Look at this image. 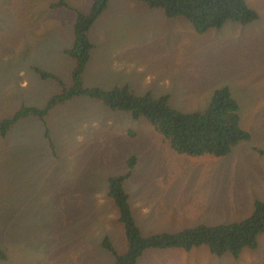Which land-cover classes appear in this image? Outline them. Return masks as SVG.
<instances>
[{
  "label": "rangeland",
  "instance_id": "rangeland-1",
  "mask_svg": "<svg viewBox=\"0 0 264 264\" xmlns=\"http://www.w3.org/2000/svg\"><path fill=\"white\" fill-rule=\"evenodd\" d=\"M55 1L0 0V120L19 105L45 107L59 90L35 67L71 83L73 62L62 49L72 44L76 11H88L92 0L50 8ZM245 1L257 19L202 34L141 1L109 2L90 30L88 82L169 94L182 111L204 109L227 85L251 137L221 157L177 154L145 118L87 96L52 107L45 124L17 121L0 136V264H113L102 239L119 253L126 243L108 177L125 172L132 154L137 163L124 187L143 234L240 220L264 200V154L257 150H264V0ZM136 264H264V234L237 258L205 245L149 248Z\"/></svg>",
  "mask_w": 264,
  "mask_h": 264
},
{
  "label": "trees",
  "instance_id": "trees-1",
  "mask_svg": "<svg viewBox=\"0 0 264 264\" xmlns=\"http://www.w3.org/2000/svg\"><path fill=\"white\" fill-rule=\"evenodd\" d=\"M109 0H92L87 12L76 11L73 23V44L64 52L73 59L71 83L42 70V78H53L60 85L43 108L23 106L10 118L0 121V135L5 136L9 128L19 119L36 116L45 124L48 111L76 96L95 99L111 111L127 112L134 119L145 118L170 149L177 154L190 157L210 155L221 157L228 154L239 142L249 140L250 134L241 126L239 104L227 85L216 88L207 106L202 110L182 111L173 107L169 94L153 95L150 92L138 95L128 85H115L111 89L83 85L82 73L90 58L93 43L89 30L106 8ZM151 8H160L166 17H183L193 30L202 34L210 29L221 28L226 22L246 25L258 18L257 12L245 0H139ZM51 8L70 7L65 0L50 4ZM45 137L54 154L55 145L46 129ZM264 154V150H258ZM137 157L130 155L127 170L109 176L107 196L117 207L118 221L125 236L126 249L119 253L105 236L101 245L113 256V264H136L138 258L149 248H191L205 245L210 253H224L237 258L243 249L256 248L259 237L264 234V201L255 200L251 213L243 219L219 223L196 224L179 231L143 234L136 223L126 191L125 181L131 176ZM6 257L0 249V259Z\"/></svg>",
  "mask_w": 264,
  "mask_h": 264
},
{
  "label": "crops",
  "instance_id": "crops-1",
  "mask_svg": "<svg viewBox=\"0 0 264 264\" xmlns=\"http://www.w3.org/2000/svg\"><path fill=\"white\" fill-rule=\"evenodd\" d=\"M111 0H109L108 1V4H109V2H110ZM139 1V0H138ZM56 2V1H55ZM92 2V1H91ZM142 2V1H141ZM144 3V2H143ZM68 4V3H67ZM108 4H107V6H108ZM145 4V3H144ZM69 5V4H68ZM147 5V4H146ZM70 6V5H69ZM107 6H106V8L103 10V12L107 9ZM148 6V5H147ZM90 7V6H89ZM149 7V6H148ZM51 8V7H50ZM151 8V7H150ZM89 9V8H88ZM87 12V11H86ZM102 12V13H103ZM164 13V12H163ZM101 15V14H100ZM99 15V16H100ZM165 15V14H164ZM97 20V19H96ZM95 20V21H96ZM73 23H74V21H73ZM93 26V25H92ZM92 26H91V28H92ZM91 28H90V30H91ZM90 30H89V33H88V35H89V39H90ZM72 32H73V24H72ZM91 40V39H90ZM92 42V41H91ZM93 43V42H92ZM72 44H73V41H72ZM72 44H71V46H72ZM71 46H69V47H65V48H63L62 49V53L64 54V55H66V56H68L65 52H64V50L65 49H68V48H70ZM95 47V44L93 43V48ZM93 48L91 49V51L93 50ZM69 57V56H68ZM71 60H72V62H73V65H72V68H73V66H74V61H73V59L71 58V57H69ZM91 59V52H90V58H89V60ZM88 60V61H89ZM88 61H87V63H88ZM87 63H86V65H87ZM113 63H117V62H113ZM86 65H85V68H84V71H83V73H82V81H83V85L84 86H86V87H92V86H98V84L97 83H91V82H88L87 80H86V76H87V73H88V71H86L85 72V69H86ZM72 68H71V70H72ZM35 69V72L40 76V74L37 72V70H42V71H45V72H49V73H51V74H53V75H55V76H57L55 73H53V72H50V71H47V70H43V69H41V68H39V67H35L34 68ZM58 77V76H57ZM70 77H71V71H70ZM40 78H42L41 76H40ZM42 79H52V80H54L56 83H58L55 79H53V78H42ZM63 82V81H62ZM22 85H24L25 83L24 82H22L21 83ZM66 84V83H65ZM115 85H119L118 83H115L113 86H111V87H106V88H103V89H111V88H113ZM122 85H128L127 83H125V84H122ZM98 87H100V86H98ZM102 88V87H101ZM59 91V90H58ZM57 91V92H58ZM57 92H55L54 94H56ZM54 94H52V95H54ZM51 95V96H52ZM50 96V97H51ZM49 97V98H50ZM77 97V96H76ZM49 100V99H48ZM47 100V101H48ZM70 100V99H69ZM68 101V100H67ZM23 106H26V107H36V108H41V107H37V106H34V105H30V104H24V105H19V107L17 108V109H15L13 112H12V114L10 115V116H8V117H4V118H2L1 120H3V119H7V118H10L15 112H17L20 108H22ZM50 111V110H49ZM49 111H48V113H49ZM47 113V114H48ZM47 116V115H46ZM28 117H34V118H37V119H39L38 117H36V116H28ZM28 117H25V118H28ZM25 118H22V119H25ZM46 118V117H45ZM0 120V121H1ZM19 120H21V119H19ZM18 120V121H19ZM40 120V119H39ZM41 121V120H40ZM43 122V121H42ZM16 123V122H15ZM13 126V125H12ZM12 126L9 128V130L12 128ZM245 129V128H244ZM246 130V129H245ZM248 131V130H247ZM8 132V131H7ZM249 132V131H248ZM250 134V133H249ZM6 135V134H5ZM1 136V135H0ZM2 137H4V136H2ZM250 137H251V135H250ZM257 150H259V149H257ZM262 201H264V200H262Z\"/></svg>",
  "mask_w": 264,
  "mask_h": 264
}]
</instances>
